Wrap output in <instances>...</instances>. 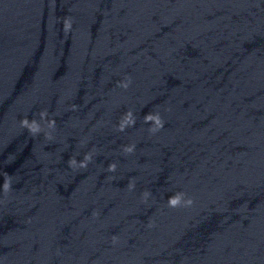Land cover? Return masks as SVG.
<instances>
[{"label": "water", "instance_id": "obj_1", "mask_svg": "<svg viewBox=\"0 0 264 264\" xmlns=\"http://www.w3.org/2000/svg\"><path fill=\"white\" fill-rule=\"evenodd\" d=\"M0 264H264V0H0Z\"/></svg>", "mask_w": 264, "mask_h": 264}, {"label": "clouds", "instance_id": "obj_2", "mask_svg": "<svg viewBox=\"0 0 264 264\" xmlns=\"http://www.w3.org/2000/svg\"><path fill=\"white\" fill-rule=\"evenodd\" d=\"M129 115H130V114H129ZM149 120H155L156 123H157V125H159L160 127L163 126V125H162V122L160 121V119H159L158 116H157V117H154V116H152L151 114H146V115H145V121H149ZM22 126H26V127H28L29 130H30L31 132H33V133H35V132H37V131L39 130L38 127L35 126V121H33L32 124H29V122H28L27 119H25V120L22 121ZM86 159H88V157H86ZM75 163H76L75 160H70V161H69L70 166H71V165H74ZM81 166L83 167V166H85V165L81 164ZM110 167H111L112 169H114V166H110ZM5 188H6V189L8 188V184H7V183L5 184ZM187 203H188V204H191V200H189ZM169 204H170V206H173V207L176 206V205H178V204H179V197L177 196V197H172V198H170V199H169Z\"/></svg>", "mask_w": 264, "mask_h": 264}]
</instances>
